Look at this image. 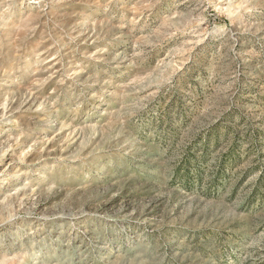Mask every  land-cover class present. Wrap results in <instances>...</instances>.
<instances>
[{
    "label": "rangeland",
    "instance_id": "obj_1",
    "mask_svg": "<svg viewBox=\"0 0 264 264\" xmlns=\"http://www.w3.org/2000/svg\"><path fill=\"white\" fill-rule=\"evenodd\" d=\"M0 264H264V0H0Z\"/></svg>",
    "mask_w": 264,
    "mask_h": 264
}]
</instances>
